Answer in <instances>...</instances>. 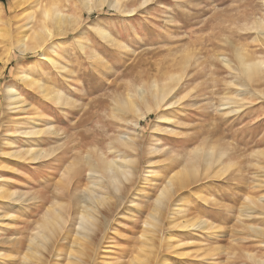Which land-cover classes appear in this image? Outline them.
<instances>
[{"label":"rangeland","instance_id":"obj_1","mask_svg":"<svg viewBox=\"0 0 264 264\" xmlns=\"http://www.w3.org/2000/svg\"><path fill=\"white\" fill-rule=\"evenodd\" d=\"M18 1L0 0V15L12 27L24 26L30 13L40 11L34 7L39 0ZM53 1L78 24L55 34L46 50L20 53L11 39H0V192L27 193L30 199L23 204L0 199V216H11L0 222V239H24L30 231L23 223L35 227L53 203L69 205L86 195L91 185L85 154L105 151L113 158L110 142L128 135L141 144L130 153L138 162L137 179L115 213V226L97 234L100 249L89 264H129L137 258L158 189L185 165L184 186L173 198L182 212L173 218L189 223L161 225L156 258L163 264H255L246 253L264 258V200L257 208L249 204L264 197V79L257 74L251 82L232 64L236 49L264 60V0ZM172 75L181 79L169 97L172 106L141 119V112L125 104L137 87L148 89ZM9 86L21 100L13 108ZM58 96L61 102H55ZM33 120L59 133L21 134ZM211 147L216 156L207 165L198 157ZM24 148L52 150V155L33 163L16 156ZM221 149L228 151L220 155ZM104 197L115 202L113 194ZM44 198L43 211L33 218L23 215ZM57 239L54 244L65 256L71 239ZM167 241L178 245L177 251L168 250ZM20 250L5 246L10 261L0 263L19 264Z\"/></svg>","mask_w":264,"mask_h":264},{"label":"bare ground","instance_id":"obj_2","mask_svg":"<svg viewBox=\"0 0 264 264\" xmlns=\"http://www.w3.org/2000/svg\"><path fill=\"white\" fill-rule=\"evenodd\" d=\"M148 1L149 0H145L143 2L144 5L148 4ZM25 2H27V0H19L18 4L22 5L25 4ZM34 7H40V11H36L37 16L35 13H30V15L26 17V24L24 26L18 25V27H12L10 24L6 23L7 21L5 22L3 17L0 15V25L8 27V30L5 27L0 28V39H2L3 41L11 39L12 44L14 43L20 53L44 50L49 44V42L52 41V38L55 34H64V32H67L69 30L68 27L78 24V22H76L75 18L72 17V15L67 14L63 10H61V8L57 6V4L53 0L36 1ZM254 26L255 25H253V27ZM260 34L262 36L261 38L264 39V28L262 27ZM255 40L258 41V36L255 38ZM235 52L236 60L234 62L232 61V64H234L233 66L236 65L238 67V73L247 76L251 80V82L253 80V77H256L257 74H260L259 78L261 77L262 79L263 76L264 79V60H261L260 58L256 57L255 53H243L240 50L238 51V49H236ZM219 57H222L221 60L226 66L232 68V64L229 58H226V56L223 54H219ZM23 77H26V75L23 74ZM33 81L31 83H33ZM180 81L181 79L179 77L172 75L168 77V79H165L161 82L155 81L148 89L144 87H137L135 93H133L132 95H128L131 100H128V102H125V104H127L128 107L134 112H141L139 113L138 117H140L141 119H146L152 113H156L158 112V110H162L163 108H168L172 106V103H170L169 101V97L176 90ZM236 82L234 84L238 86L239 83ZM6 92L8 95V106L11 108L17 106V104H19L21 100L20 97H16V95H13V87L9 86L6 89ZM62 99L63 98L58 96L54 100L55 102H61ZM142 106H144V108ZM38 124H36V120H33V124L31 125V127L22 131L21 134L28 138H33L34 136H50L54 134L57 135L59 133V131L54 130L53 127L47 128V125L45 127L47 129H45ZM113 140L114 141L110 142V146L112 147L109 148V153L111 155L114 154L113 158L107 157V153H105V151H101L102 154L90 152H87L85 154L84 158L86 160V175L88 176V181L91 185L86 190H84L85 192H88L86 193V195L82 194L83 196H78V198H76V201L70 203L69 205H58L56 203H53L52 207H48L47 209H45V207L48 203V200L44 198L43 200L41 199L38 205H35L33 209L31 208L29 210H24L23 215H27L32 218L33 215L39 213L38 210L43 211L45 209V212L42 213L43 217L40 220L34 222L35 227H33L32 224L30 225V223L28 222L22 224L25 230L28 229L30 231V234L24 239H15L14 236H9L6 239H0V262L5 260L10 261L8 259L9 256L4 253L5 246H8L14 250L21 249L23 251L19 255L21 256L19 259V264H48L50 262V259L54 261V263L52 264H89L92 259H95L97 257L98 251L100 249L99 245L101 244L100 241H98L97 234L103 231L111 230L115 226V213L118 209H120L124 202V198L130 192L129 190L134 186V182L137 179V168L139 167L138 162L134 160L130 153L135 152L138 148H140V140L138 141L136 137L133 138L128 135H118V137L114 138ZM30 145L31 142L29 146ZM156 147V150H160L162 146ZM227 151V149H221L219 154L225 155ZM213 152L214 149L211 147L208 150V154L204 155L203 157L200 153V156L198 158L203 159V161L208 165L211 158L216 156ZM51 153L52 150L50 151L41 149L36 151L31 148H24V151H17L16 156H18L19 158H23L24 156H26L28 157L27 159L30 160V162L34 163L41 161L43 157L47 159L52 155ZM152 153H154V151ZM261 155L264 156V153H262ZM55 159L57 161L60 160L59 158ZM187 167L188 165H185L183 173L185 172ZM148 173L153 174L151 171H149ZM178 173H174L171 177L169 176L170 178H167V181L164 183L163 187L158 189L160 191L157 193V196L154 197V201L152 202L153 211L150 215L152 219L150 221L147 220L143 223L145 224L147 229L145 228L146 230H144L140 236V241H143L142 246L140 245L141 248L137 253V258H134L130 263L128 262L129 264H163L161 263L162 261L156 258L159 257L158 251L162 247L158 245L161 242L159 241V239L163 236L161 225L164 228L168 229L178 227L186 228L188 226L185 225V223H189L188 220L184 223L183 221L175 222L177 218H173L175 216H178L182 212V209L179 206L175 205V203H173L174 195L179 192V189L184 186L183 182H185L182 180L183 177H181L183 173ZM191 174L194 175L195 173ZM65 184L66 183H64V185ZM70 186L71 184L69 185V187ZM69 187L67 188V190L69 189ZM105 194L107 196L108 194H113L115 202L113 201L112 204L106 203L104 201L107 199V197H104L106 196ZM25 195H27V193L16 194V192L1 191L0 199L7 202L15 201V203L23 204L30 200H27V197ZM34 199L35 198H33V200ZM263 200L264 197H260L256 202L250 200L249 204L257 208L260 205L258 204V202H261ZM9 218H11L10 214L2 215L0 216V222H2L3 219L7 220ZM200 223L202 227L205 225V223L201 221ZM70 226L71 228H73L72 234H70ZM198 226H200V224ZM248 229L255 234L258 233L253 227H248ZM65 231H67L68 234L66 235V238H62L61 235H63ZM185 233L187 232L184 231V235ZM261 236L264 237V233ZM57 238H61V241L66 240L67 238L71 239V250L68 251L65 256L62 255V249L56 247L57 243L56 245L54 244ZM56 241H58V239ZM172 244L169 243L167 245L168 250L177 251V248H179V246L175 245V247L174 244ZM190 244L191 243H189V245ZM185 245L187 244H182V246ZM149 254L151 255V258ZM231 255L233 256L232 253ZM245 255L247 259L251 260L255 264H264L263 257L259 258L252 254L250 255L249 253H246ZM154 258H156L157 260ZM160 259L162 260V258ZM126 263L124 262V264Z\"/></svg>","mask_w":264,"mask_h":264}]
</instances>
